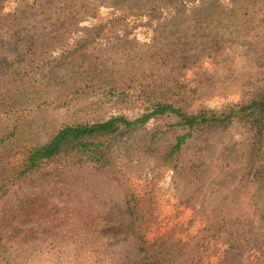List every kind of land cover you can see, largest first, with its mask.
<instances>
[{"label": "rangeland", "instance_id": "rangeland-1", "mask_svg": "<svg viewBox=\"0 0 264 264\" xmlns=\"http://www.w3.org/2000/svg\"><path fill=\"white\" fill-rule=\"evenodd\" d=\"M35 1L0 0V18L17 15L12 18L14 24L20 12H36L32 11ZM164 2L167 4L158 7ZM86 4L83 18L58 45L49 39L44 50L34 43L27 49L21 47L26 55L22 65L3 47L10 40L0 37V112L8 107L7 86H20L21 95L32 90L40 93L39 97H28L37 103L28 100L20 115H27L33 132L44 127L42 138L66 124L104 122L116 117L135 120L146 112L148 106L132 94L136 92L132 81H128V87L123 86L129 95L125 99H111L103 95L104 89L98 95L68 90L81 63L61 68L62 61L70 60L61 58L60 49H70L90 31L98 33L95 28L100 26L106 29L96 36L99 48L116 45L124 54L133 50L132 42L147 46L166 42L169 24L184 20L210 24L222 45L214 51L195 53L199 56L180 79L184 97L179 107L188 114L223 113L237 104L264 97V0H86ZM37 27V23L29 24L32 35ZM6 29L0 22V36ZM99 48L86 54L85 61L99 58ZM121 68L117 67L115 73L126 82L127 77L132 78V67L126 71ZM26 82L32 90L25 91L21 84ZM178 125L175 116H164L111 137L102 154L111 157L116 166L113 170L51 167L14 191L0 208V220L4 244L9 243V252L21 257L17 264H135L126 208V196L132 194L142 199L144 212L148 211L145 216L155 223L150 240L170 231L185 242L197 236L209 211L204 207L214 204L215 184L223 183L226 189L238 192L242 191L241 182L247 185L243 184L245 168L239 164V156L246 151L250 134L237 124L213 133L209 143L190 140L179 166L193 165L194 172L183 174V169L174 170L163 159L183 134ZM232 160H240V167H231ZM202 167L207 193L197 192L192 181V174ZM246 200L242 196L244 204ZM0 264L6 262L0 259Z\"/></svg>", "mask_w": 264, "mask_h": 264}, {"label": "trees", "instance_id": "trees-1", "mask_svg": "<svg viewBox=\"0 0 264 264\" xmlns=\"http://www.w3.org/2000/svg\"><path fill=\"white\" fill-rule=\"evenodd\" d=\"M166 4L157 5L161 8ZM35 5L32 11L36 12H20L14 24L12 18L17 15L0 18L2 26L7 27L6 34L0 37L10 40L3 47L20 65L26 57L21 47L27 49L34 43L41 44L44 50L49 39L55 46L58 45L69 37L89 4L86 0H36ZM30 23L38 24L34 35L28 29ZM167 27L171 30L166 42L150 46L132 42L133 50L124 51V54L116 45L103 50L97 45L96 36L105 31L106 26L96 27L98 33L88 32L85 39L70 49H60L61 58L70 60L67 63L60 58L61 68L81 63L79 68L77 66L78 72L72 76V83L69 81L70 92L98 95L104 89L106 92L103 95L111 99L114 96L125 99L129 95L123 86L132 81V90L136 91L133 96L148 106L146 112L135 120L116 117L104 122L66 124L42 138L44 127H37L33 132V124L29 123L27 115H20L24 114L27 101L34 100L28 97H39L40 93L30 89L27 82L21 84L25 85V91L32 90L26 95L20 94V86L17 89L7 86L8 107L5 112H0V208L14 191L51 167L115 169L111 157L102 154L110 138L142 127L153 119L175 116L179 120L178 126L183 134L176 138L163 159L174 170L183 169V174L194 172L193 165L179 166L182 152L190 140L209 143L213 133L242 124L250 134L249 144L244 154L239 156L241 163L240 160H232L230 166L240 167L241 164L245 168L243 184L247 182V185L244 187L241 182L239 186L242 191L248 186L245 194L237 189L230 191L223 183L215 184L214 204L204 207L209 211L206 212L203 227L188 242L173 231L150 240L148 236L155 223L150 216H145L148 211L144 212L142 199L134 194L128 195V227L132 228L135 264H264V97L237 104L223 113L185 112L179 107L184 97L180 79L199 56L195 53L214 51L222 45V40L210 24L202 25L197 20H184ZM124 43L129 42L125 40ZM96 48H99L96 52H100L101 56L86 62L84 56L93 53ZM119 54L122 58L118 57ZM121 65V71L132 67V78L127 77L126 82H122L115 73ZM34 103L37 101L34 100ZM200 158L203 157L200 155ZM204 169L202 167L192 174L197 192L205 191ZM242 196L247 197L245 204ZM4 240L0 220V259L6 264H17L21 257L9 252L7 245L10 244H4Z\"/></svg>", "mask_w": 264, "mask_h": 264}]
</instances>
